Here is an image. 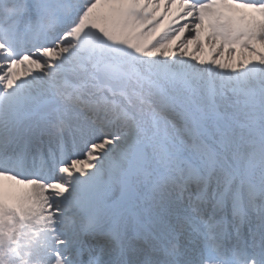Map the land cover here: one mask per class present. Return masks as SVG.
I'll use <instances>...</instances> for the list:
<instances>
[{
  "label": "snow or ice",
  "instance_id": "6c2138e0",
  "mask_svg": "<svg viewBox=\"0 0 264 264\" xmlns=\"http://www.w3.org/2000/svg\"><path fill=\"white\" fill-rule=\"evenodd\" d=\"M0 264H264V0H0Z\"/></svg>",
  "mask_w": 264,
  "mask_h": 264
}]
</instances>
